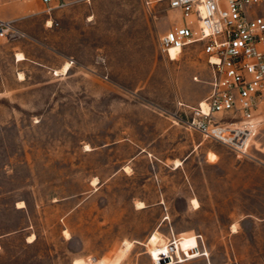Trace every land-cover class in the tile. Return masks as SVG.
<instances>
[{
  "label": "rangeland",
  "instance_id": "1",
  "mask_svg": "<svg viewBox=\"0 0 264 264\" xmlns=\"http://www.w3.org/2000/svg\"><path fill=\"white\" fill-rule=\"evenodd\" d=\"M66 1L52 25L40 0L0 7L26 33L0 39V264H166L176 228L207 215L209 257L172 264H264V213L230 212L233 187L264 173V122L247 157L175 117L208 93L210 69L200 44L160 50L180 21L168 0Z\"/></svg>",
  "mask_w": 264,
  "mask_h": 264
},
{
  "label": "built area",
  "instance_id": "2",
  "mask_svg": "<svg viewBox=\"0 0 264 264\" xmlns=\"http://www.w3.org/2000/svg\"><path fill=\"white\" fill-rule=\"evenodd\" d=\"M9 0H0V7ZM53 24L52 12L66 0H40ZM162 0H142L148 8ZM180 21L159 35V48L178 56L201 45L210 69V91L196 105L178 101L190 115L182 118L204 138L226 145L240 156L253 157L251 146L264 122V0H168ZM26 36L13 19L0 15V39ZM170 56V55H169ZM177 56V57H178ZM194 80L199 77L194 76Z\"/></svg>",
  "mask_w": 264,
  "mask_h": 264
},
{
  "label": "crops",
  "instance_id": "3",
  "mask_svg": "<svg viewBox=\"0 0 264 264\" xmlns=\"http://www.w3.org/2000/svg\"><path fill=\"white\" fill-rule=\"evenodd\" d=\"M9 14L14 15L15 13L14 11H11L9 12ZM0 15L5 18H9L3 15L1 11H0ZM15 60L20 61L16 59V55H15ZM209 91H210V84H209ZM208 93L205 96L202 95L200 97H197L195 99H190V100L191 102H194V104H197L199 101L203 100L208 95ZM210 152L215 153L214 154L215 156L210 158L211 159L210 162L213 164H216L217 163L216 158L219 157L220 153L217 149H210V151L207 152L208 155ZM261 152H263L261 156L262 158H257V161H259V163H261V165L264 167V151H261ZM235 178L239 180L240 175L239 176L236 175ZM247 181L249 183L248 186L242 187V189L239 183L238 184L235 183L236 185L233 187L232 193L230 195L231 203L233 207V210H231L230 212L232 214L238 213L239 215H243L242 217L238 218L240 220H244L245 216L258 217L260 213L262 212L264 213V209H263L264 208V173L259 174V175L248 176ZM202 197L203 195L199 197L200 200H198V198L196 197H191L192 205H193L194 198H196L199 202L198 206L193 205L194 209L202 208V204H203L201 200ZM209 197H213V195L211 194ZM139 207H144V206H139ZM205 211L206 212L207 211L216 212V213L218 212L217 209H214V210L208 209ZM211 217H212L211 215H207L205 216V218L207 219L202 218V219H205L204 222L199 223L197 227L191 226L189 224H184L183 227L181 228L177 226L178 228H176V231H174V239L172 240V243L173 244L176 243L175 245L177 246L179 245L178 246L179 253L176 252V249L174 247L175 252L171 250L173 257L168 262H166V264H172L178 261L183 262L186 259L195 258L198 256H204L205 258L209 257L210 253L206 245V238L211 235H215L219 232V228H218V225L215 219L212 217V220H211L210 219ZM230 226L233 229V226H237L236 222H232ZM235 231H238V229L236 228ZM27 241L32 242V241H29L28 239ZM158 243H159V232L156 234L154 231L148 241L149 247L150 246L153 247L149 249V252L151 254L158 253L159 251ZM0 250H2V240L1 239H0ZM182 253H184V256L182 255Z\"/></svg>",
  "mask_w": 264,
  "mask_h": 264
},
{
  "label": "bare ground",
  "instance_id": "4",
  "mask_svg": "<svg viewBox=\"0 0 264 264\" xmlns=\"http://www.w3.org/2000/svg\"><path fill=\"white\" fill-rule=\"evenodd\" d=\"M177 53H178V48H174V47H172V48L170 49V54H168V56L170 55V56H169L170 59H176L177 56H178ZM16 57H17L18 60H23V59H25V55H24L22 52H18V53L16 54ZM70 65H71L70 62H66V63L63 65L61 71H62L63 73L67 72L68 69L70 68ZM56 72H58V70H56ZM176 164L178 165V164H179V161H176ZM20 203H22V202H20ZM193 204H194L195 206H198V205H199L198 200L194 198V199H193ZM138 206H144V203H143L142 201H139V202H138ZM233 229L236 230V226H233ZM174 247H175V249H176V252L179 253V250H178V247H177V246L171 245V247H170L171 250L174 249ZM151 248H153V247H151ZM154 250H155V248H154Z\"/></svg>",
  "mask_w": 264,
  "mask_h": 264
}]
</instances>
